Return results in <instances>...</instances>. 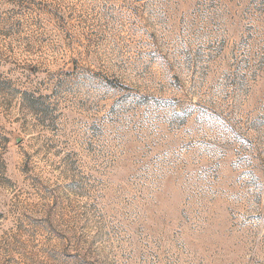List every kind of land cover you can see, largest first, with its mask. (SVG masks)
I'll return each instance as SVG.
<instances>
[{
    "label": "rangeland",
    "instance_id": "374dc122",
    "mask_svg": "<svg viewBox=\"0 0 264 264\" xmlns=\"http://www.w3.org/2000/svg\"><path fill=\"white\" fill-rule=\"evenodd\" d=\"M0 264H264V0H0Z\"/></svg>",
    "mask_w": 264,
    "mask_h": 264
}]
</instances>
